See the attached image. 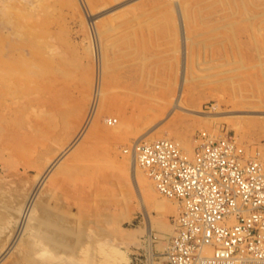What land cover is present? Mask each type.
I'll list each match as a JSON object with an SVG mask.
<instances>
[{"label": "rangeland", "instance_id": "obj_1", "mask_svg": "<svg viewBox=\"0 0 264 264\" xmlns=\"http://www.w3.org/2000/svg\"><path fill=\"white\" fill-rule=\"evenodd\" d=\"M0 46V264H168L135 141L264 162V0H0Z\"/></svg>", "mask_w": 264, "mask_h": 264}, {"label": "built area", "instance_id": "obj_2", "mask_svg": "<svg viewBox=\"0 0 264 264\" xmlns=\"http://www.w3.org/2000/svg\"><path fill=\"white\" fill-rule=\"evenodd\" d=\"M130 152L179 207L168 264H264V162L227 133H200L191 155L172 139L135 141Z\"/></svg>", "mask_w": 264, "mask_h": 264}, {"label": "bare ground", "instance_id": "obj_3", "mask_svg": "<svg viewBox=\"0 0 264 264\" xmlns=\"http://www.w3.org/2000/svg\"><path fill=\"white\" fill-rule=\"evenodd\" d=\"M13 19L15 20V18H13ZM17 19H18V18H17ZM17 19H16V20H17ZM18 20L20 21V19H18ZM13 23H14V21H13ZM19 25H20V24H19ZM19 25H18V26H19ZM22 25H23V24H22ZM20 26H21V25H20ZM15 28H17V31H18V32L16 31V33H19V34H26V33H28V34H29V28H27V27H26L27 29H26V30H23L22 32L20 31V29L18 30V27L15 26ZM20 28H21V27H20ZM15 30H16V29H15ZM32 31H33V30H32ZM31 36H32V35H31ZM28 37H29V35H28ZM37 39H38V38H37ZM21 40H23V39H21ZM33 41H34V40H33ZM38 41H39V39H38ZM38 41H36V42L38 43ZM40 41H42V40H40ZM40 43H41V42H40ZM38 44H39V43H38ZM44 45H45V44H44ZM1 46H2V45H1ZM1 46H0V47H1ZM31 46H32V45H31ZM36 46H37V45H36ZM49 46H50V45H49ZM49 46H46V47H49ZM3 47H4V44H3ZM40 47H41V46H40ZM42 47H43V46H42ZM49 48H51V47H49ZM38 49H39V48H38ZM1 50H2V49L0 48V52H2ZM7 50H8V49H7ZM4 51H6V49H4ZM33 52H34V51H33ZM38 52H39V51H38ZM3 53H4V52H3ZM1 54H2V53H1ZM17 54H19V53H17ZM2 55H3V54H2ZM10 55H11V54H10ZM14 56H15V55H14ZM0 58H1V55H0ZM13 58H14V57H13ZM15 59H16V58H15ZM10 60H11V59H10ZM26 60H27V59H26ZM31 60H32V59H31ZM6 61H7V60H6ZM18 61H20V60H17V62H18ZM21 61H23V59H22ZM7 62L9 63V61H7ZM35 62H36V61H35ZM28 63H29V62H28ZM32 63H33V62H32ZM9 64L12 66V67L10 66V67L12 68V70H14L15 68H17V67H14L11 63H9ZM29 64H30V63H29ZM4 65H5V67H6V65H8V64H5V63H4ZM30 65H31V64H30ZM20 66H21V67H20L19 69H17V70L21 71V76H20V77H21L22 79H23V78L26 79V77H28V75L30 74V71H29V70H31V68H29L30 66H28L27 63H24V61L22 62V64H21ZM1 67H2V66H1ZM3 68H4V67H3ZM12 70H11V71H12ZM1 72H2V71H1ZM1 72H0V73H1ZM8 72H9V71H8ZM15 72H17V71H15ZM2 73H3L4 76L8 75V73H5V72H2ZM17 73L20 74V72H17ZM32 73H33V72H32ZM15 74H16V73H15ZM13 76H14V75H13ZM15 76H17V75H15ZM2 78H5V77H2ZM2 78H1V80H2ZM14 78H15V77H14ZM8 79H9V78H8ZM4 80H5V79H3V83H4ZM1 82H2V81H1ZM8 82H9V81H8ZM13 82H14V81H13ZM17 82H18V81H17ZM11 84H12V83H11ZM0 85H1V84H0ZM2 85H3V84H2ZM2 85H1V86H2ZM4 85H5V84H4ZM2 87H3V86H2ZM6 87H7V85H6ZM8 88H9V90H10L9 85H8ZM5 89H6V88H5ZM5 89H4V90H5ZM4 90H3V91H4ZM6 90H7V89H6ZM6 90H5V91H6ZM9 90H8V91H9ZM16 90H17V89H16ZM23 91H24V90H23ZM12 92H13V91H12ZM15 92H16V91H15ZM10 93H11V91H10ZM1 94H2V92H1ZM5 94H6V93H5ZM12 94H14V93H12ZM15 94H16V93H15ZM27 94H28V93H27ZM23 95H24V94H23ZM15 96H16V95H15ZM8 97H9V96H8ZM13 97H14V96H13ZM16 97H17V96H16ZM10 98H12V97H10ZM14 98H15V97H14ZM14 98H13V99H14ZM19 99H20V98H19V96H18V100H19ZM11 100H12V99H11ZM13 101H14V100H13ZM20 101H21V100H20ZM24 101H25V100H24ZM18 102H19V101H18ZM13 103H16V102H13ZM14 110H15V109H14ZM16 110H17V109H16ZM176 142H177V141H176ZM178 143H179V142H178ZM179 145H180V143H179ZM181 148H182V147H181ZM151 183H152V182H151ZM141 184H142V183H141ZM152 184H153V183H152ZM152 184H151V186H154V185H152ZM141 187H142V186H141ZM152 189H153V188H152ZM157 193H158V192H157ZM55 251H56V250H55ZM62 253H63V252H62ZM53 256H54V255H53Z\"/></svg>", "mask_w": 264, "mask_h": 264}]
</instances>
